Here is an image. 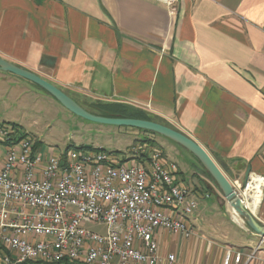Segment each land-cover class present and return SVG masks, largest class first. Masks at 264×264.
<instances>
[{
	"label": "crops",
	"instance_id": "crops-1",
	"mask_svg": "<svg viewBox=\"0 0 264 264\" xmlns=\"http://www.w3.org/2000/svg\"><path fill=\"white\" fill-rule=\"evenodd\" d=\"M0 57L92 114L124 106L187 135L231 182H245L248 170L264 178V0H178L174 12L158 0H0ZM0 79L57 102L13 74ZM162 149L198 208L194 236L160 234L161 255L174 264H264L263 239L216 183L205 171L188 179ZM4 157L5 148L0 164ZM252 214L264 225V188Z\"/></svg>",
	"mask_w": 264,
	"mask_h": 264
},
{
	"label": "built area",
	"instance_id": "built-area-1",
	"mask_svg": "<svg viewBox=\"0 0 264 264\" xmlns=\"http://www.w3.org/2000/svg\"><path fill=\"white\" fill-rule=\"evenodd\" d=\"M158 1L171 12L178 3ZM141 142L133 164L103 149L42 154L31 135L0 125V244L9 253L2 263L174 264V255H161L159 236L192 238L189 218L198 203L188 200L180 169L164 150ZM231 184L247 210L259 208L263 177ZM88 224L104 226L105 234ZM241 258L237 253L235 262Z\"/></svg>",
	"mask_w": 264,
	"mask_h": 264
},
{
	"label": "rangeland",
	"instance_id": "rangeland-1",
	"mask_svg": "<svg viewBox=\"0 0 264 264\" xmlns=\"http://www.w3.org/2000/svg\"><path fill=\"white\" fill-rule=\"evenodd\" d=\"M9 84L7 80L0 79V123L15 124L20 133L31 135L35 142L40 143L42 154H48L52 149L58 155L69 147L89 151L86 146H92L119 156L123 161H127L126 164H133L137 157L132 152L133 148L138 142L153 135L157 136L156 143L159 146H156L165 148L181 169L189 173L188 179L194 173L205 171L189 151L181 147L180 153L173 148L172 141L158 134L86 121L48 97H37L35 93L27 92L23 87L11 89ZM4 148L0 144V150ZM86 228L100 234L106 232V228L98 224H88Z\"/></svg>",
	"mask_w": 264,
	"mask_h": 264
},
{
	"label": "water",
	"instance_id": "water-1",
	"mask_svg": "<svg viewBox=\"0 0 264 264\" xmlns=\"http://www.w3.org/2000/svg\"><path fill=\"white\" fill-rule=\"evenodd\" d=\"M53 63L54 60L47 61V65H52ZM0 71L13 74L19 78L25 79L39 86L49 95H51L55 100H57V102L63 108H65L67 111H69L76 117L98 124L112 125L124 128H134L138 130L152 132L183 147L201 163L205 171L212 177V179L222 192L225 200L232 208L233 212L236 213L244 221V223L250 228V230H252L258 236L264 239V225H261L255 219L252 212L246 209L242 200L236 194L231 184V181L222 172L216 162L208 154V152L201 145H199L187 135L162 124L149 120L130 118H109L92 114L48 81L42 79L33 72L25 70L2 59L1 57ZM91 147L92 146H86L87 149H90ZM249 173L250 171L248 170L247 176L244 181H247Z\"/></svg>",
	"mask_w": 264,
	"mask_h": 264
},
{
	"label": "trees",
	"instance_id": "trees-1",
	"mask_svg": "<svg viewBox=\"0 0 264 264\" xmlns=\"http://www.w3.org/2000/svg\"><path fill=\"white\" fill-rule=\"evenodd\" d=\"M107 107H108L107 109H101L100 113H98V116L109 117V118H130V119L149 120L148 117L145 114H143V113H141L139 111L130 109L128 107H124V106H107ZM2 124H6V123H0V125H2ZM8 125H11L12 127H14L20 133L19 127L17 125H15V124H8ZM21 134L23 136L26 135V134H23V133H21ZM141 143L149 144V145H152V146L155 144L154 140H152V139H146V140H144ZM39 145H40L39 142L36 143V147L39 148L40 147ZM90 150H95V148L91 147ZM146 156L147 155H143V157H146ZM206 174L212 179V177L207 172H206ZM0 251H1V255L2 256L6 255V254H9L4 247H1Z\"/></svg>",
	"mask_w": 264,
	"mask_h": 264
}]
</instances>
